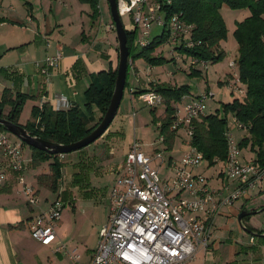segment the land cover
I'll return each mask as SVG.
<instances>
[{
    "label": "crops",
    "instance_id": "0c3cea01",
    "mask_svg": "<svg viewBox=\"0 0 264 264\" xmlns=\"http://www.w3.org/2000/svg\"><path fill=\"white\" fill-rule=\"evenodd\" d=\"M3 1L1 0L0 18H4L5 22L0 24V29L5 31L0 33V99L4 89L28 97L18 117L19 126L23 127L27 123L31 118L32 108L39 107L41 103H48L56 111L76 106L85 117L91 119V123H99L103 114L96 105L87 104L85 92L91 84L92 76L102 71H114L118 65L116 35L110 28L111 19L102 9L103 0L99 1L100 18L96 22L90 20L89 7L78 0H5L6 8L2 7ZM9 25L18 26L19 30L12 33ZM126 31L134 30L130 27ZM57 53L61 54V58L51 74L47 78L41 76L36 63ZM133 67L135 82L134 85L128 83L126 88L127 105L130 108H133L135 103L143 106L132 93L135 87L142 90L148 89L150 83L172 84L168 80L170 73L161 69L162 66L147 65L138 68L132 65L131 68ZM124 95L123 92L122 100ZM10 110L9 106H5L3 115H8ZM160 116L161 114H155V117ZM152 126L158 137L159 123H152ZM7 136L11 142L21 143L8 133ZM121 138H125L123 127L120 126L115 131L108 127L105 134L95 143L79 151L59 156L63 167L58 189L54 194L39 186L36 179L38 175L48 173L50 162L33 168L30 165V147H22V157L27 165L22 176L25 183L34 190L37 203L34 206L27 204L21 186L17 183L18 174L4 168L5 179L0 184V264H42L43 253H47V258L52 255L64 259L67 264L88 263L96 247L99 231L94 246L88 245L89 248L78 251L74 246L69 247L66 244V231L70 230L73 223L64 222L59 218L55 229L56 239L50 246H42L31 237L29 223L36 216L47 212L58 200L60 215L66 205L74 213L77 210V213L81 214L85 213L86 207H90L91 213L96 214L94 219L100 230L109 214L110 190L122 173L125 156L133 143L132 141L128 145H119L120 143L112 142ZM139 143L141 151L146 155L161 153L164 162L161 164L155 161L152 166L160 167L159 174L162 179H170L172 173L169 165L178 161L184 150L178 155H173L175 140L171 150H166L163 142L159 143L157 139L149 145L148 150H144L143 144ZM251 158V153L247 151L244 159ZM2 162L4 157L0 149V163ZM204 166L196 168L194 172L206 176L211 187L219 188L226 184V179L219 173L218 165L209 168L211 170L203 169ZM233 188L234 184L228 187L229 190ZM263 190L264 179L256 190L250 192L248 199L237 200L231 206L221 208V212L211 224L209 248L199 251L195 259L201 256L204 264H264V261L257 257L259 254H249L248 248L253 247L255 241L251 243V235L245 232L238 222V216L244 211V202ZM50 195L53 198H50ZM181 197L187 195L182 194ZM263 214L264 211L256 214L248 223L254 222L255 226L251 225L262 230L264 236V222H255L256 218ZM60 246L66 250L57 252L56 248ZM65 251L76 254L79 259L71 260Z\"/></svg>",
    "mask_w": 264,
    "mask_h": 264
},
{
    "label": "built area",
    "instance_id": "2783aa9c",
    "mask_svg": "<svg viewBox=\"0 0 264 264\" xmlns=\"http://www.w3.org/2000/svg\"><path fill=\"white\" fill-rule=\"evenodd\" d=\"M161 0H116L117 12L132 22L131 29L140 30L136 46L148 44L153 26H166L169 39L165 46L174 52V46L191 48L189 39L191 27L184 25L176 16L169 21L156 14ZM61 54L47 56L36 63L39 74L47 78L55 68ZM190 65L207 66L192 58ZM232 70L228 88L236 97L245 94L239 82L235 61L228 64ZM143 106L156 108L161 105V96L148 92L136 96ZM212 98L209 93L196 97L184 96L176 105L175 120L171 129H182L188 136L186 149L178 161L170 163L172 177L162 179L160 167L152 166L164 160L160 152L146 155L140 143L134 141L125 156L122 173L110 190V208L105 225L99 230L96 247L87 264H190L199 251H206L210 245L211 224L221 208L231 206L237 200L248 199L250 192L257 189L264 179V168L251 162H242L240 150L230 129L225 133L227 158L222 176L226 184L213 188L202 173L194 170L205 165L203 156L191 144L192 123L205 113V102ZM43 103L40 104L41 107ZM237 129L243 127L232 120ZM157 141L163 142L158 136ZM0 149L4 162L0 163V184L4 181V168L15 171L17 183L21 186L26 202L37 203L34 190L25 183L22 173L27 165L22 157L21 143L11 142L5 131L0 130ZM234 184L233 189H228ZM186 194L187 197H181ZM60 202L55 201L50 209L32 219L29 223L31 237L42 246H50L56 239V225L60 218ZM251 243L253 238L250 239ZM65 249L57 247L60 252ZM66 250V249H65ZM77 261L79 256L65 251Z\"/></svg>",
    "mask_w": 264,
    "mask_h": 264
},
{
    "label": "trees",
    "instance_id": "16d2710c",
    "mask_svg": "<svg viewBox=\"0 0 264 264\" xmlns=\"http://www.w3.org/2000/svg\"><path fill=\"white\" fill-rule=\"evenodd\" d=\"M89 7L90 20L96 22L100 18V0H78ZM227 6L231 10L249 9L250 15L242 21L235 23L233 36L237 44V57L235 59L239 82L245 89L241 97H233L229 103L221 104L213 114L200 116L192 123V146L202 154L205 168L219 166L222 175L223 165L227 158V142L225 133L229 130L230 120L243 127L245 133L237 143L240 153L245 149L251 153V159L241 160L251 162L258 168H264V0H161L158 2V11L163 12L165 21L176 16L180 21L191 27L189 39L191 48L174 46V50L183 58H192L206 64H216L223 60L225 52L221 42L226 39L227 28L220 10ZM1 7V0H0ZM5 22L0 18V24ZM113 26V23H112ZM169 31L162 27L158 36L149 39L148 44L134 46L135 31H126L127 48L129 51L125 88L128 87V74L136 59H142L150 67H159L173 59H166L161 54L153 56V52L165 45L169 39ZM201 70L192 68L191 77H200ZM116 70L102 71L92 76L91 84L85 92L87 104H94L102 114L105 113L114 88ZM155 92L161 96L163 114L155 117L151 109L152 123H159V135L163 137L166 150H171L177 132L171 129L175 120L176 105L184 96L190 95L188 86H176L169 83H150L148 89L136 88L134 95ZM27 96L10 89H4L0 99V118L14 125L18 124V117ZM11 108L8 115H3V108ZM91 119L76 107L71 106L64 111L53 110L48 103L41 107H34L31 118L23 128L36 138L47 142L68 145L77 142L89 135L98 123L89 126ZM0 130L5 131L0 126ZM21 146H26L21 142ZM30 165L38 167L42 163L50 162L48 173L37 176V184L51 193H56L61 179L63 163L58 155H51L30 147ZM241 156V154H240ZM206 177V176H205ZM208 180V178H206ZM264 209V190L257 192L246 200L243 210L247 216L242 218L245 231L250 232L253 241L264 244L263 231L248 223L254 217V212ZM255 246V245H254ZM249 247L248 250H255Z\"/></svg>",
    "mask_w": 264,
    "mask_h": 264
},
{
    "label": "rangeland",
    "instance_id": "374dc122",
    "mask_svg": "<svg viewBox=\"0 0 264 264\" xmlns=\"http://www.w3.org/2000/svg\"><path fill=\"white\" fill-rule=\"evenodd\" d=\"M5 1V0H4ZM3 1V8L7 7V2ZM101 2V0H100ZM101 3L102 9H104V13L111 19L110 13H109V7L106 2V0L102 1ZM2 4V3H1ZM22 7V4H19ZM23 8V7H22ZM24 11V8L22 9ZM16 11V10H15ZM221 16L223 17V20L225 22L226 28H227V36L226 39L221 42V48L225 52V57L223 60L219 61L216 64L213 65H207L203 66L197 65L195 68L202 71V77H191L189 76V72L192 70L193 66L190 65V60L183 58L180 56L176 51L171 52L170 48L165 46L164 44L158 47L153 53V56H156L158 54H161L166 59H173V62H169L168 64L162 66L161 69L166 70V72H169L170 78L168 79L173 85L176 86H188L190 89V93L195 96H199L202 94L209 93L212 95V98L207 100L205 102V113L206 114H213L217 109H220L221 104L229 103L232 101L234 94H231L232 91L230 88H228L227 83L231 82V74L232 70L229 69L228 64L230 61H235L237 57V44L233 36V31L235 29V23L242 21L246 17L250 15L249 9H241V10H231L227 6H224L220 10ZM156 14L160 16H164L163 12H159L156 10ZM121 22L123 26L126 29H130L132 27V22L129 17L124 16L121 17ZM11 32L15 33L18 29V26H11ZM112 32L114 33L113 26L110 27ZM7 30V29H6ZM19 30V29H18ZM162 30V27L155 25L150 33V38L152 39L155 36L160 35ZM5 29H0V33H3ZM140 37V30L137 29L135 31V40H134V46H136V42L138 41ZM137 61V63H136ZM133 65H136L138 68H144V66H147V64L142 59H136ZM131 70V71H130ZM127 78V82L131 85H134V67L130 68ZM154 70V69H153ZM162 70V71H163ZM132 74V75H131ZM137 87H135L133 90H135ZM124 99L122 100L119 112L115 116L114 120L109 126V129L111 131H115L116 129H119V127H123V133H125V138L121 139H114L112 142L114 144L120 143L119 145H128L130 142H134V140H138L141 142L144 146V150H148V147L150 144L153 143L158 137L157 132L155 131L154 127L152 126V117L150 114V108L145 106H140L139 104L135 103L133 108L128 107L127 105V90L125 88L124 91ZM236 97V96H235ZM159 109L153 108L154 113L158 115H162L163 113V107L158 106ZM158 109V110H157ZM134 115V116H133ZM95 123H90L89 126H93ZM124 129H126L124 131ZM229 129L230 133L233 135L234 140L236 143L239 142V140L243 137L245 134L243 130H239L236 128V126L233 124L232 120L229 122ZM10 138L12 136H9ZM188 140V136L186 133L180 129L178 131V135L175 138L174 147L172 149L173 155H178L186 149V146L184 144L185 141ZM248 150H243L241 152L240 159L243 160L245 153H247ZM205 168V167H203ZM211 170V169H209ZM214 173L212 170L211 173ZM216 172V171H215ZM212 173V174H213ZM50 198L51 197L50 195ZM77 207V206H76ZM80 210V208H78ZM97 213V212H96ZM107 215V213H106ZM60 218L62 221H66L68 223H73L70 230H67V245L69 247H75L78 249V251H81V249L89 248L88 245H95L96 241V235L99 231V228L96 224V221L94 218H96L95 213H91V208L86 207L85 213H77V210L72 211L68 205L65 206V208L62 209ZM76 220V222H74ZM257 223H263L264 222V214L257 217L256 221ZM246 224V223H245ZM254 225V222L251 223ZM255 226V225H254ZM62 245V244H61ZM249 254H259L257 257L262 261H264V244L255 243V250H248ZM42 255L44 260L42 261V264H67L64 259H58L53 257L52 255H49V258H47V253H43ZM215 257H218L217 255H214ZM203 258L199 256L193 263L190 264H204ZM209 264V262L205 263Z\"/></svg>",
    "mask_w": 264,
    "mask_h": 264
},
{
    "label": "water",
    "instance_id": "95a60500",
    "mask_svg": "<svg viewBox=\"0 0 264 264\" xmlns=\"http://www.w3.org/2000/svg\"><path fill=\"white\" fill-rule=\"evenodd\" d=\"M106 2L109 7V13L116 35L118 65L116 69V77L114 81V88L112 91V95L108 107L105 113L103 114L98 125L85 138L68 145L51 143L36 138L34 136H31L23 127L19 125H14L9 121L0 118V126L4 128L6 133L16 137L20 142L24 143L28 147H32L34 149L47 152L48 154L58 155V156L66 155L72 152L79 151L83 148H86L87 146L95 143L105 134L106 130L108 129V127L110 126V124L112 123V121L116 116V113L118 111V108L120 106L123 97L126 75H127L128 57H129V51L127 48L126 29L124 28L121 22V18L117 12L116 0H106ZM263 211L264 209H260L259 211L254 212V215L261 213ZM247 214H248L247 212L243 211L238 216V222L243 229L244 227L242 225V218L247 216ZM245 232L251 235L250 232L248 231Z\"/></svg>",
    "mask_w": 264,
    "mask_h": 264
}]
</instances>
